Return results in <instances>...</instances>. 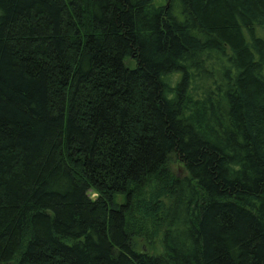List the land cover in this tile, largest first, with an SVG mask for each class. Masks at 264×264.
Here are the masks:
<instances>
[{"label":"trees","instance_id":"16d2710c","mask_svg":"<svg viewBox=\"0 0 264 264\" xmlns=\"http://www.w3.org/2000/svg\"><path fill=\"white\" fill-rule=\"evenodd\" d=\"M154 2L0 0V264H264V0Z\"/></svg>","mask_w":264,"mask_h":264},{"label":"rangeland","instance_id":"374dc122","mask_svg":"<svg viewBox=\"0 0 264 264\" xmlns=\"http://www.w3.org/2000/svg\"><path fill=\"white\" fill-rule=\"evenodd\" d=\"M154 3L156 5H162L165 3V0H155ZM175 79H176L175 75L168 78L170 85L174 84L173 82ZM166 168L171 173V175H173V177L183 178L186 176L183 166L178 162V160L174 156H170ZM122 199H123L122 196H119L117 198V201H122Z\"/></svg>","mask_w":264,"mask_h":264}]
</instances>
